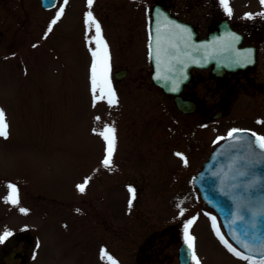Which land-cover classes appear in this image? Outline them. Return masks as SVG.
<instances>
[{"label": "rangeland", "instance_id": "374dc122", "mask_svg": "<svg viewBox=\"0 0 264 264\" xmlns=\"http://www.w3.org/2000/svg\"><path fill=\"white\" fill-rule=\"evenodd\" d=\"M126 1L93 0L89 8L87 0L67 5L60 0L45 11L40 0H0V110L7 123V138L0 136V233L33 234L30 264H109L102 250L117 264H177L185 225L194 220L188 231L200 264H248L218 238L213 217L240 251L199 199L192 178L209 157L213 139L231 126L264 134V106L240 91L232 97L228 119L200 129L199 114L179 113L151 81L150 60L122 20ZM228 2L242 19L263 12L261 0ZM60 7L64 14L52 25ZM89 11L110 56L117 98L112 106L99 87L93 97L98 37L95 26L86 24ZM123 69L127 75L116 79ZM204 90L195 91L212 101L213 87ZM254 90L249 86L250 94ZM105 126L115 128L110 167L102 163L107 144L97 134ZM85 181L81 193L78 185ZM9 184L18 189L16 206L5 203Z\"/></svg>", "mask_w": 264, "mask_h": 264}, {"label": "water", "instance_id": "95a60500", "mask_svg": "<svg viewBox=\"0 0 264 264\" xmlns=\"http://www.w3.org/2000/svg\"><path fill=\"white\" fill-rule=\"evenodd\" d=\"M42 5L52 8L56 0H42ZM170 26L155 17L152 25L151 77L166 94L174 96L177 108L184 113L193 112L197 107L193 101L181 96L190 80L191 68L214 64L215 72L221 75L224 70L244 69L254 62V56L245 52L247 48L239 47L240 36L231 35L225 28L223 32L199 41L194 39V35L191 38L187 36L190 29L181 32ZM158 39L159 62L156 59ZM126 74V70H120L115 77L120 80ZM173 88L176 90L173 91ZM240 132L243 135L233 139L227 137L215 148L194 178V184L202 199L218 213L230 238L248 255L261 260L264 259V153L254 137ZM253 179L258 183L255 190H249L247 186ZM241 243L249 248L241 247ZM179 260L180 264L191 262V251L186 244L180 248Z\"/></svg>", "mask_w": 264, "mask_h": 264}, {"label": "flooded vegetation", "instance_id": "af4514ba", "mask_svg": "<svg viewBox=\"0 0 264 264\" xmlns=\"http://www.w3.org/2000/svg\"><path fill=\"white\" fill-rule=\"evenodd\" d=\"M5 3L11 6L10 1ZM5 7L8 8L7 5ZM231 12L229 16L220 0H128L123 3L122 20L127 34L132 36L130 40L140 42L138 51L149 57L155 15L166 21L168 19L170 24L178 23L185 29H190L187 36L191 38L194 35L196 40L207 39L224 28H231L242 35L241 48L254 49L256 64L245 69L224 70L221 75L215 72L214 64L191 69V78L182 95L185 99L194 101L197 108L187 115L199 114L201 124L206 126H213L219 120L229 118L232 97L240 91H243L245 98L264 106V15L249 20L242 19L239 13ZM249 86L255 88L251 94ZM196 87H203L204 91L213 87L212 101H208L203 94L199 97ZM30 249L31 237L28 233L16 235L0 247V264H29ZM146 251L150 254L153 252L151 247H147Z\"/></svg>", "mask_w": 264, "mask_h": 264}, {"label": "snow or ice", "instance_id": "6c2138e0", "mask_svg": "<svg viewBox=\"0 0 264 264\" xmlns=\"http://www.w3.org/2000/svg\"><path fill=\"white\" fill-rule=\"evenodd\" d=\"M68 0H63V4L67 5ZM220 3L224 6L226 13L231 16V8L229 7L228 0H220ZM88 7L91 8L93 4V0H87ZM261 4L264 5V0H261ZM64 14V8L60 7L55 18L52 20V25H55L63 16ZM260 15H264V13H261ZM248 18L251 19L252 15L248 14ZM86 24L88 25H94L95 31L98 39L95 41L97 44V51L93 52L94 57V63L92 66V92L93 97L95 101V93L97 91V88L99 87L101 90L102 95H106L108 97V104L109 106H112L117 103V98L115 95V91L112 88L111 85V79H110V56L108 54V48L106 42L102 39L101 35V29L99 23L95 20V17L93 14L89 11L86 14ZM174 27L178 28L181 32H186L187 29L180 28L179 25H174ZM52 29L51 27L48 29L50 32ZM232 39H237L236 37H232ZM157 62H159V39L157 40ZM250 55V53H249ZM250 62V61H249ZM157 79H160V77H157ZM176 89L173 88V91ZM99 119V118H97ZM98 135L102 136L107 144L106 149V158L102 161L103 165L105 167H110L112 163V157L113 153L115 151V128L114 127H107L103 129V131L97 133ZM240 135H243V133L240 132V130H232L228 134V139H233L235 137H238ZM252 137L255 138V142L258 143V147L262 153H264V136H259L256 133H250ZM0 136H3L4 138H7V123L6 118L3 110H0ZM223 139V138H221ZM180 159L184 160V163L187 164V160L182 156V154L177 153L176 154ZM242 175H245L246 173H241ZM258 183L257 180L253 179L248 184L249 190H255V186ZM87 186V181H85L84 184L78 185V190L83 193L85 191V188ZM9 196L5 198V203H10L14 206L19 204V194L18 189L15 185L9 184ZM129 191L132 193V198H135L134 189H129ZM129 207H131V201L129 204ZM21 213L27 214V210L20 208ZM252 215H255L254 213H251ZM180 215H184V210L181 208ZM213 220V226L216 231V234L218 238L221 240V242L224 244V246L228 249L229 252H231L234 256L238 257L241 260L247 261L248 264H264V259H261L257 261L253 256L245 255L242 252L238 251L236 248H234L231 244L228 243L227 240H225L224 236L220 233L219 228L216 227V221L215 217L212 218ZM194 220L188 221V223L185 225V243L187 245V249L191 251V262L192 264H200L199 258L196 256L195 252V238L190 234L188 231L192 224L194 223ZM13 235V233L7 229H5L2 233H0V244H4L6 241L9 240V238ZM241 247L245 248L246 250L249 248L247 244L241 243ZM102 256H107V259L109 261V264H117V262L109 256L106 251L102 250Z\"/></svg>", "mask_w": 264, "mask_h": 264}]
</instances>
